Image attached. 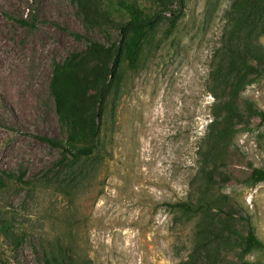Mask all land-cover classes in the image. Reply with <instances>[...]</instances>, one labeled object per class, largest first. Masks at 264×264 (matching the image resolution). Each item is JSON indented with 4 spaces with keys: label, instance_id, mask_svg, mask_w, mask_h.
<instances>
[{
    "label": "rangeland",
    "instance_id": "374dc122",
    "mask_svg": "<svg viewBox=\"0 0 264 264\" xmlns=\"http://www.w3.org/2000/svg\"><path fill=\"white\" fill-rule=\"evenodd\" d=\"M110 1L0 0V264L264 262V0H133L159 14L138 68L119 50L99 151L65 158L37 138H65L53 72L111 66L131 29Z\"/></svg>",
    "mask_w": 264,
    "mask_h": 264
},
{
    "label": "trees",
    "instance_id": "16d2710c",
    "mask_svg": "<svg viewBox=\"0 0 264 264\" xmlns=\"http://www.w3.org/2000/svg\"><path fill=\"white\" fill-rule=\"evenodd\" d=\"M115 2L130 13L128 25L131 29V35L117 47V53L111 66L104 63L102 68H95L90 80L82 79L71 67L65 65L56 66L53 72L50 85L51 92L56 101L65 138L58 139L43 135H37V138L60 150L65 158L79 159L91 157L98 153L101 132L100 120L104 112L103 104L109 93L111 82L120 78L118 72L119 50L124 52L129 70L136 71L140 61L144 35L147 29L154 27L159 17L158 13H146L133 0L127 1V4L121 0H115ZM115 9L117 10L116 5ZM84 15L90 17L91 14L87 9H84ZM21 23L32 25L27 20H22ZM73 34L77 39L82 38L77 33ZM92 43L94 46L103 47L95 42ZM89 90L91 93L88 92ZM261 116L264 118V113H261ZM2 172L9 178L13 177L5 170ZM253 177L256 181H264V169L255 168ZM169 206L185 213L198 209L197 205L186 201L170 203ZM4 231L8 232L7 230ZM245 245L246 251L264 250V241L258 237L253 229L249 231ZM43 257L44 264H77L69 255L61 251L45 250ZM82 264L91 263L85 261ZM243 264H264V262L245 260Z\"/></svg>",
    "mask_w": 264,
    "mask_h": 264
}]
</instances>
